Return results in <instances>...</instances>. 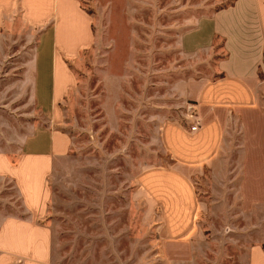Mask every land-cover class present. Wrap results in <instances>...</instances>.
Segmentation results:
<instances>
[{"label": "rangeland", "instance_id": "rangeland-1", "mask_svg": "<svg viewBox=\"0 0 264 264\" xmlns=\"http://www.w3.org/2000/svg\"><path fill=\"white\" fill-rule=\"evenodd\" d=\"M226 1L79 0L91 15L93 42L68 61L76 85L52 125L70 145L35 219L47 226L49 254L39 262L36 253L24 260L0 253V264H247L248 248L264 247V168L245 165L239 128H229L212 168L190 173L201 203L190 235L163 237L159 207L137 185L141 170L171 162L163 123L194 113L184 82L219 75L223 42L201 20ZM51 23L29 25L18 7L0 27V154L13 163L32 126H51L17 84ZM27 215L14 180L0 173V223Z\"/></svg>", "mask_w": 264, "mask_h": 264}, {"label": "crops", "instance_id": "crops-1", "mask_svg": "<svg viewBox=\"0 0 264 264\" xmlns=\"http://www.w3.org/2000/svg\"><path fill=\"white\" fill-rule=\"evenodd\" d=\"M18 7L29 25L52 20L40 33L17 80L51 126H32L20 141L21 151L14 163L0 154V173L14 180L28 213L2 220L0 253L1 260L5 253L23 260L36 253L37 261L42 262L49 254V231L35 219L45 211L48 178L67 156L70 145L68 135L52 125L61 119L59 103L76 85L68 61L93 42L92 18L79 0H1L0 27L3 17ZM201 22L210 24L211 38L222 39L226 54L217 61L219 75L184 82V95L194 107L192 117L161 126V142L171 162L147 167L137 175L140 193L159 207L161 235L169 240L194 230L201 203L190 173L214 166L229 128L243 133L241 145L249 170L254 165L264 168V79L260 77L264 75V0H236ZM192 125L197 128L190 130ZM4 241L10 244L6 246ZM247 264H264L261 245L248 248Z\"/></svg>", "mask_w": 264, "mask_h": 264}, {"label": "trees", "instance_id": "trees-1", "mask_svg": "<svg viewBox=\"0 0 264 264\" xmlns=\"http://www.w3.org/2000/svg\"><path fill=\"white\" fill-rule=\"evenodd\" d=\"M236 0H227L226 2H225V4L224 5H222L221 7H219L216 11H218V10H220V9H223V8H227V7H229V6H231V5H233V3L235 2ZM87 13H89L88 11H86ZM263 248V250H264V247H262Z\"/></svg>", "mask_w": 264, "mask_h": 264}, {"label": "built area", "instance_id": "built-area-1", "mask_svg": "<svg viewBox=\"0 0 264 264\" xmlns=\"http://www.w3.org/2000/svg\"><path fill=\"white\" fill-rule=\"evenodd\" d=\"M190 128H191V130H195L197 127H196V125H192Z\"/></svg>", "mask_w": 264, "mask_h": 264}]
</instances>
